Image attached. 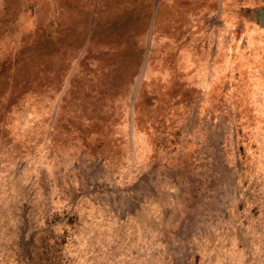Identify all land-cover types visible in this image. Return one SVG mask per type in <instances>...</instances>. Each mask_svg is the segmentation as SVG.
I'll use <instances>...</instances> for the list:
<instances>
[{
	"label": "rangeland",
	"instance_id": "rangeland-1",
	"mask_svg": "<svg viewBox=\"0 0 264 264\" xmlns=\"http://www.w3.org/2000/svg\"><path fill=\"white\" fill-rule=\"evenodd\" d=\"M0 255L264 264V0H0Z\"/></svg>",
	"mask_w": 264,
	"mask_h": 264
},
{
	"label": "bare ground",
	"instance_id": "bare-ground-1",
	"mask_svg": "<svg viewBox=\"0 0 264 264\" xmlns=\"http://www.w3.org/2000/svg\"><path fill=\"white\" fill-rule=\"evenodd\" d=\"M186 206V205H185ZM256 211V210H255ZM1 256V255H0Z\"/></svg>",
	"mask_w": 264,
	"mask_h": 264
}]
</instances>
